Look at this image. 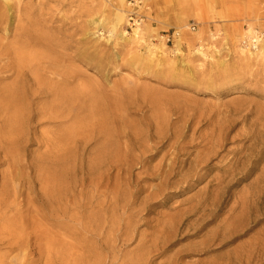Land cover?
I'll return each mask as SVG.
<instances>
[{"label": "rangeland", "instance_id": "1", "mask_svg": "<svg viewBox=\"0 0 264 264\" xmlns=\"http://www.w3.org/2000/svg\"><path fill=\"white\" fill-rule=\"evenodd\" d=\"M11 2L8 10L7 0H0V88L35 77L32 69L14 68L25 31L35 23V30L54 36L58 55L75 71L69 87L100 90L121 99L122 107L110 139L97 130L87 135L91 128L75 129L82 113L54 114L47 108L49 95L29 99L27 120L15 133L5 128L8 110L0 107V264H61L49 257L48 238L69 246L108 242L104 264H130L157 222L187 207L212 178L227 172L236 180L248 177L223 194L220 211L200 237L241 218L248 231L183 264H264V0ZM121 12L127 21L120 22ZM135 23L141 24V39L132 37ZM247 33L256 48L242 45ZM66 131L72 134L62 139ZM107 142L108 153L101 156ZM14 144L17 156H9ZM181 147L192 158H211L202 165L208 177L192 190L157 198L162 167ZM60 169L64 180L54 185L49 174ZM10 224L21 233L14 234ZM85 254L73 251L74 258Z\"/></svg>", "mask_w": 264, "mask_h": 264}, {"label": "bare ground", "instance_id": "2", "mask_svg": "<svg viewBox=\"0 0 264 264\" xmlns=\"http://www.w3.org/2000/svg\"><path fill=\"white\" fill-rule=\"evenodd\" d=\"M12 0H7L5 4L7 9H12ZM126 14L122 12L118 15L120 22L127 21ZM3 15L0 14V22H2ZM133 21L129 19V22ZM35 23H31L30 29L25 31L26 42L20 47L15 54V66L17 72L29 69L35 75L33 79L28 77V82L25 83L23 79H18L14 83L0 88V107L8 110L7 121L5 128H8L11 133L21 130L22 125L27 120L26 113L30 108L29 99L36 96L49 95L53 100L47 104V108L53 111L54 114L63 113L64 115L70 113H82L83 117H78L75 121V129L88 130L90 132H99V135H105L110 139V126L120 121V118L115 115L122 107L121 99H112L102 91L83 90L80 87L71 88L72 75L75 71L66 66V61L57 53V41L49 32H38L33 28ZM141 24L135 23L132 37L134 39H141L142 27ZM128 32L121 33V37L127 39ZM242 45L246 48H256V40L247 35ZM163 39V38H161ZM247 39V40H246ZM163 45H161L162 47ZM181 46V41L177 40L176 50ZM12 51V50H11ZM198 56H204L201 50L197 52ZM51 77L57 79L56 82L51 81ZM51 78V79H50ZM159 112V111H157ZM161 114V113H160ZM158 114V115H160ZM72 131H66V135L62 139H68ZM113 134V133H112ZM138 140L144 141L140 136ZM134 139L131 142L137 143ZM110 142V140L108 141ZM103 147L100 155L108 153L110 143ZM139 147L146 149L142 142H138ZM114 145H112L113 147ZM19 149L18 144L11 145L7 148L9 156H17ZM157 151L158 149L155 148ZM173 158L170 163L165 164L161 170L160 184L156 186L157 198L165 199L167 196L175 193H181L194 189L195 183H201L208 177V173L202 172L203 164L208 163L211 158L197 156L192 158L193 152L187 148L181 147L173 150ZM167 156V155H166ZM184 156L185 158H181ZM150 156L141 160L142 167H146V161ZM157 167L150 169L155 173L160 169ZM66 169V168H65ZM61 173L51 172L48 179L55 184H59L64 180L65 170L60 169ZM248 174L241 176L236 180L235 173H226L223 179L212 178L208 184L207 189L196 196L195 200L189 202L188 206L180 209L176 214L170 216L168 219L159 221L153 227V233L150 239H141L139 246L140 255L136 254L130 264H153L155 259H161L167 253L177 247L180 243L188 238L200 237L203 230L215 220L216 215L220 211L219 199L223 194L230 190L238 182L246 180ZM48 181V180H47ZM213 190H209L210 188ZM59 186L54 187L55 193H60ZM50 190H48L49 192ZM161 204V202H159ZM158 205V204H156ZM234 210V209H232ZM248 224L245 218L238 219L232 224L221 226L217 231H210L200 237V242L196 244H189L180 247L172 252V255L162 264H183L186 258L200 256L215 250L218 247H226L234 242L238 234L247 233ZM10 229L14 234H20L21 230L16 224H10ZM47 251L51 260L57 259L61 264H66L72 261V264H104V252L109 249L111 245L107 242L97 240L92 247L87 240H80L75 245L69 246L63 239L48 238ZM15 244H12L9 250H15ZM81 249L85 255L75 257L73 251ZM114 255L111 259L114 260ZM12 261H16V258ZM250 260L246 262L249 264ZM49 264H55L51 262Z\"/></svg>", "mask_w": 264, "mask_h": 264}, {"label": "built area", "instance_id": "3", "mask_svg": "<svg viewBox=\"0 0 264 264\" xmlns=\"http://www.w3.org/2000/svg\"><path fill=\"white\" fill-rule=\"evenodd\" d=\"M168 42H170V39L168 40Z\"/></svg>", "mask_w": 264, "mask_h": 264}]
</instances>
